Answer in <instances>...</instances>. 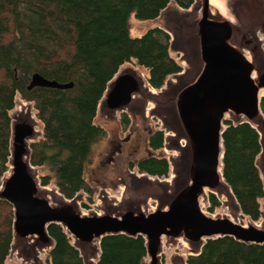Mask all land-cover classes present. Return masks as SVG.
<instances>
[{"label": "trees", "instance_id": "obj_1", "mask_svg": "<svg viewBox=\"0 0 264 264\" xmlns=\"http://www.w3.org/2000/svg\"><path fill=\"white\" fill-rule=\"evenodd\" d=\"M196 0H0V186L10 170L12 112L17 98L32 103L43 126L42 138L31 144V164L46 171L42 186L56 185L67 200L81 192L93 194L85 178L93 148L106 138L95 120L111 81L129 62L145 69L150 86L164 87L182 72L170 55L171 37L161 28L132 38L129 19H158L171 3L188 10ZM34 74L73 83L66 90L28 86ZM264 114V98L261 101ZM124 126L128 122L122 120ZM223 134V176L242 216L263 217L264 182L257 165L262 153L258 131L248 123L226 121ZM154 150L164 147V134L149 139ZM142 174L167 178L165 158L148 157L137 164ZM211 211L219 202L210 196ZM12 206L0 200V264H6L14 239ZM55 246L50 264H84L79 250L60 225H51ZM96 264H148L146 241L124 234L102 239ZM188 264H264V244H247L231 237L208 240Z\"/></svg>", "mask_w": 264, "mask_h": 264}, {"label": "water", "instance_id": "obj_2", "mask_svg": "<svg viewBox=\"0 0 264 264\" xmlns=\"http://www.w3.org/2000/svg\"><path fill=\"white\" fill-rule=\"evenodd\" d=\"M215 6L212 0H202L196 30L191 32L198 37L203 68L194 81L183 85L176 97L179 122L177 134L173 133L178 142L185 141L186 145L179 146V155L172 163L176 178L169 201L152 212L139 208L117 216L107 212L85 215L77 198L68 201L63 197L58 204H53L47 196H41L35 170L27 159L29 141L37 132L27 105L22 104V110L12 117L11 168L0 190V200L9 203L14 211L15 240L34 239L33 249L51 250L55 241L49 227L60 225L75 240L74 246L84 264V256L100 257L101 249L94 244L100 246L102 239L110 235L142 237L146 241L149 264H161L159 255L164 237L185 240L193 246L199 245L201 250L208 240L223 237L247 244H264V228L213 217L203 211L201 204L207 190L212 194L224 188L232 192L223 176L226 121L235 125L248 123L252 127L257 122L264 125L261 111L264 97L260 95L264 90V69L259 71L244 50L233 45L235 24ZM73 87V83L61 84L34 74L28 90ZM142 87V81L135 74L116 76L104 103L111 111L121 110L132 103ZM227 115L232 119L227 120ZM232 195L235 199L233 192Z\"/></svg>", "mask_w": 264, "mask_h": 264}, {"label": "rangeland", "instance_id": "obj_3", "mask_svg": "<svg viewBox=\"0 0 264 264\" xmlns=\"http://www.w3.org/2000/svg\"><path fill=\"white\" fill-rule=\"evenodd\" d=\"M223 1V7L218 12L232 19L235 24L233 45L242 48L248 59L258 65L259 71L263 70L264 0ZM201 7L202 0H196L188 10L171 3L158 19L149 21H141L134 14L131 15L129 31L132 38H140L154 28H161L170 35V55L182 66V72L168 77L164 87L156 90L148 82L147 71L136 61L121 67L117 76L124 73L135 74L142 81L143 87L138 94L134 95L132 103L121 110H109L104 103L105 99L99 106L95 122L106 130L107 136L94 146L91 161L85 167V178L93 194L81 192L77 196L83 214L103 215L107 212L117 216L128 210L139 208L148 213L169 201L176 178L172 163L179 155V146L186 145L185 141L178 142L175 135L178 132L179 122L176 97L183 85L194 81L203 68L198 51V37L191 33L196 30V21L200 18ZM253 76L258 77V73L255 72ZM261 93L264 94V90ZM262 97L264 95H261ZM16 103L12 117L22 110L23 104L27 105L28 114L35 121L37 133L34 139L29 141L30 150L27 157L31 164V144L42 138L43 126L37 118L32 103H27L20 97L17 98ZM123 117L128 121L126 127L122 122ZM226 119L230 120L232 116L227 115ZM254 127L260 133L262 141L263 149L258 157L257 165L264 182V125L257 122ZM157 131H162L164 134V147L156 151L150 147L149 139ZM148 157L165 158L170 165V175L167 178H159L140 173L137 164ZM31 166L40 184L41 196H47L53 204H58L63 196L54 182L48 186H42V177L47 172L32 164ZM9 174L8 172L5 177ZM1 188L2 186L0 190ZM211 195H214L219 202L218 207L212 211L210 209ZM201 204L203 211L213 217L230 218L244 226L253 223L264 228V198L261 200L263 217L256 222L242 216L232 192L225 188L218 194H212L207 190ZM72 241L75 245L73 238ZM33 243L34 239L17 241L14 237L6 264H50L48 262L50 250L33 249L31 246ZM94 247L99 249V243H95ZM200 251L199 245L193 246L182 239L173 240L164 237L159 259L161 264H188V258L199 254ZM84 257L85 264H96L98 261V256L91 259ZM149 260L150 258L148 262Z\"/></svg>", "mask_w": 264, "mask_h": 264}, {"label": "bare ground", "instance_id": "obj_4", "mask_svg": "<svg viewBox=\"0 0 264 264\" xmlns=\"http://www.w3.org/2000/svg\"><path fill=\"white\" fill-rule=\"evenodd\" d=\"M223 0H212V3H214L216 6H215V9L218 8H222L221 7V4L223 5L224 1L222 2ZM215 13V12H214ZM260 95H264L263 93H260Z\"/></svg>", "mask_w": 264, "mask_h": 264}]
</instances>
